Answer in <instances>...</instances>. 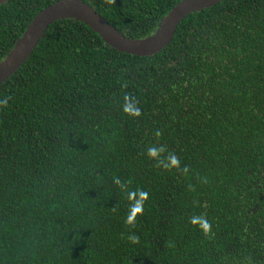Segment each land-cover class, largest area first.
<instances>
[{
  "label": "trees",
  "instance_id": "16d2710c",
  "mask_svg": "<svg viewBox=\"0 0 264 264\" xmlns=\"http://www.w3.org/2000/svg\"><path fill=\"white\" fill-rule=\"evenodd\" d=\"M55 1L0 5V61ZM179 1L93 10L141 39ZM0 101V264H264V0L192 13L148 57L58 20L0 83ZM137 189L148 199L126 225Z\"/></svg>",
  "mask_w": 264,
  "mask_h": 264
},
{
  "label": "water",
  "instance_id": "95a60500",
  "mask_svg": "<svg viewBox=\"0 0 264 264\" xmlns=\"http://www.w3.org/2000/svg\"><path fill=\"white\" fill-rule=\"evenodd\" d=\"M9 0H0V5ZM223 0H181L157 24L148 37L131 39L121 34L91 6L80 0H57L40 10L25 28L11 50L0 61V83L10 77L28 59L49 25L73 19L90 28L103 43L118 51L138 57L154 55L171 41L178 24L192 13L210 8Z\"/></svg>",
  "mask_w": 264,
  "mask_h": 264
},
{
  "label": "clouds",
  "instance_id": "9594fccd",
  "mask_svg": "<svg viewBox=\"0 0 264 264\" xmlns=\"http://www.w3.org/2000/svg\"><path fill=\"white\" fill-rule=\"evenodd\" d=\"M0 103H6V101H0ZM122 112L126 115L132 117H138L140 115V109L128 98H125V102L122 106ZM164 152V148L150 147L147 150V156L155 160L157 163H160L165 168H174L178 166V161L175 156H167L161 158V154ZM114 184L121 186V181L119 179H114ZM127 199L129 201L128 211L125 218L126 225H134L137 217L143 214L145 201L148 199V194L145 191L137 189L136 191H128ZM190 225L196 228L198 231L207 234L211 230V224L208 219L204 216H192L189 220ZM128 239L135 243L137 237L130 235Z\"/></svg>",
  "mask_w": 264,
  "mask_h": 264
},
{
  "label": "flooded vegetation",
  "instance_id": "af4514ba",
  "mask_svg": "<svg viewBox=\"0 0 264 264\" xmlns=\"http://www.w3.org/2000/svg\"><path fill=\"white\" fill-rule=\"evenodd\" d=\"M137 1L138 0H84V2L89 4L92 8L95 6L96 9H99L101 11H106L108 8L113 7V6H116L118 8L128 9L132 5H134ZM151 11H156V10H151Z\"/></svg>",
  "mask_w": 264,
  "mask_h": 264
}]
</instances>
